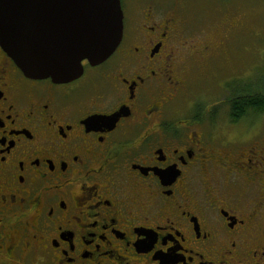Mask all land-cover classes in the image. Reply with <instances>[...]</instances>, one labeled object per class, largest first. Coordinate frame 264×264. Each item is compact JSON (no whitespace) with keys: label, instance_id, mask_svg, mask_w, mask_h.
I'll use <instances>...</instances> for the list:
<instances>
[{"label":"flooded vegetation","instance_id":"1","mask_svg":"<svg viewBox=\"0 0 264 264\" xmlns=\"http://www.w3.org/2000/svg\"><path fill=\"white\" fill-rule=\"evenodd\" d=\"M119 1L120 44L69 83L0 48V264H264V127L192 98L238 12Z\"/></svg>","mask_w":264,"mask_h":264},{"label":"water","instance_id":"2","mask_svg":"<svg viewBox=\"0 0 264 264\" xmlns=\"http://www.w3.org/2000/svg\"><path fill=\"white\" fill-rule=\"evenodd\" d=\"M122 33L119 0H0V48L32 80L78 79L81 63L105 62Z\"/></svg>","mask_w":264,"mask_h":264},{"label":"rangeland","instance_id":"3","mask_svg":"<svg viewBox=\"0 0 264 264\" xmlns=\"http://www.w3.org/2000/svg\"><path fill=\"white\" fill-rule=\"evenodd\" d=\"M197 2L206 11L205 16L201 14L203 21L213 16L209 12L216 5L215 0H190L188 3L194 5ZM222 4L238 12L240 33L231 37L219 34L209 37L219 42L220 47L216 49L212 60L206 61V66L219 67H210L208 71L201 69L199 75L202 78L199 82H194L192 92V98L201 97L198 107L219 101L218 123H223L229 114L226 102L232 92L225 89V83L236 81L239 92L244 95L264 94V0H222ZM221 82H224V91L220 89ZM179 110L182 114H187L186 107L182 106ZM253 118H256L254 120L258 123V128L264 127V112ZM249 125L247 122L244 127Z\"/></svg>","mask_w":264,"mask_h":264},{"label":"trees","instance_id":"4","mask_svg":"<svg viewBox=\"0 0 264 264\" xmlns=\"http://www.w3.org/2000/svg\"><path fill=\"white\" fill-rule=\"evenodd\" d=\"M225 89H230L229 92H232L226 102L232 119L238 120L252 115L259 116L264 112V94H241L236 81L226 84Z\"/></svg>","mask_w":264,"mask_h":264}]
</instances>
